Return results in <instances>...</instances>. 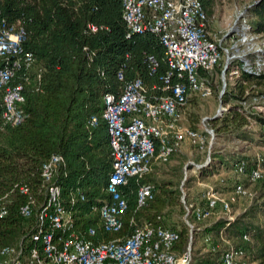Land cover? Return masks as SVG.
Returning <instances> with one entry per match:
<instances>
[{
  "label": "trees",
  "instance_id": "obj_1",
  "mask_svg": "<svg viewBox=\"0 0 264 264\" xmlns=\"http://www.w3.org/2000/svg\"><path fill=\"white\" fill-rule=\"evenodd\" d=\"M200 2L208 26L217 0ZM122 12V0H0V25L16 24L25 30L17 56L22 57L24 52L33 56V62H22L11 80L23 84L25 118L17 125L0 123V199L7 210L0 216V247L26 235L27 219L20 207L28 195L33 199L30 210H41L46 204L47 190L40 168L53 153L61 154L64 161L52 180L59 185L61 204L72 210V228L80 236L93 242L118 235L126 237L136 224L150 221L176 229L179 238L175 249L181 251L186 247L188 228L177 229L172 222V209L180 207L177 182L156 177L153 170L142 177L129 175L125 183L118 185L126 200L123 225L118 231L106 230L98 211L110 196L106 185L113 162L107 122L101 116L104 94L118 96L129 82L138 78L146 97L155 101L171 94L170 86L174 83L187 82L186 74L179 75L170 67L159 35L147 29L129 31ZM243 16L252 32L264 33V0L249 3ZM90 24L96 28L91 29ZM258 54L264 59V48L248 53L247 57ZM11 59L0 57V67ZM238 66L240 59L232 60L227 71ZM199 72L208 76L201 69ZM230 79L220 96L228 107L211 120L217 139L229 135L231 139L264 144V129L256 133L245 128L251 119L263 128L264 115L246 110L241 103L264 94V68L259 73L241 69L231 82ZM93 115L97 116L96 123L91 122ZM190 126L194 127L195 122ZM219 148L212 152L209 165L199 168V174H212L222 164L233 169L234 163L245 158L247 173L241 176L249 179L248 172L255 162L245 154L248 147L234 146L226 152ZM175 169L181 172V168ZM259 180L264 182V178ZM145 181L153 184V195L138 206L137 191ZM20 185L28 188V194L20 190ZM223 223V219H218L199 231L215 232L218 237ZM226 231L239 239L248 233L251 240L243 243L253 250L256 264H264V227L247 222L241 215ZM59 233L61 230H53L54 235ZM212 252L208 250L201 264H212Z\"/></svg>",
  "mask_w": 264,
  "mask_h": 264
},
{
  "label": "built area",
  "instance_id": "obj_2",
  "mask_svg": "<svg viewBox=\"0 0 264 264\" xmlns=\"http://www.w3.org/2000/svg\"><path fill=\"white\" fill-rule=\"evenodd\" d=\"M122 5L123 18L129 31L147 29L156 32L165 46L170 67L179 75L186 74L187 82L174 83L170 86L171 94L155 101L146 97L138 78L129 82L118 96L104 94L101 116L107 122L113 162L106 185L110 196L98 211L105 229L109 231H118L123 225L122 213L126 200L119 193V184L125 183L129 175L142 177L150 173L155 161L169 160L185 140L202 147L205 139L201 134L202 129L179 123L189 94L205 96L210 92V88L204 85L207 76H202L199 70L210 75L215 66L221 65V78L224 80L228 73L229 76H236L241 69L259 73L264 68L261 55L251 59L247 57L250 52L261 51L264 40L258 41L260 34L250 30L246 19L229 34L211 37L200 0H122ZM90 27L96 28L93 24ZM24 35L25 30L21 26L0 25V57H12L11 61L0 67V123L17 125L26 115L23 109V84L11 82L22 62L26 65L33 62L30 52H24L22 57L17 56L22 50ZM236 59H240V66L227 71L231 61ZM224 86L225 82L220 96ZM227 107L221 102L218 113L222 114ZM96 121L97 116L93 115L91 122ZM204 126L213 134L212 129ZM63 161L61 154L53 153L42 162L40 175L46 184L47 202L41 210H30L33 199L28 195V200L20 207V213L31 221L26 226L27 233L19 237L16 243L0 247V264H191L193 233L206 226L201 225L200 221L214 216L213 222L224 220L217 237L224 243V249L213 264H251L254 261H248L249 255L243 243L234 244L225 234L226 228L236 218L231 210L232 201L240 195L252 197L255 194L247 192L242 182L236 181L232 185L233 194L228 197L213 186H208L202 191L199 202H186L183 199L189 236L188 244L181 251L174 247L179 238L176 229L150 221L136 224L133 232L126 237L118 235L93 242L72 228L73 212L65 209L60 202V188L52 177ZM207 161L191 163L200 168ZM254 162L248 172L249 179H263L264 155L257 153ZM246 167V159L241 158L234 163L233 171L239 176L247 173ZM19 188L28 194L26 186L20 185ZM152 190L151 182L140 183L138 206L144 205L152 197ZM6 211L5 203L0 199V216ZM131 222L134 223L133 218ZM54 229L61 230V233L54 235ZM210 237L207 233L204 240L209 241ZM242 238L248 240L249 234L243 233ZM204 249L214 251L215 246Z\"/></svg>",
  "mask_w": 264,
  "mask_h": 264
},
{
  "label": "rangeland",
  "instance_id": "obj_3",
  "mask_svg": "<svg viewBox=\"0 0 264 264\" xmlns=\"http://www.w3.org/2000/svg\"><path fill=\"white\" fill-rule=\"evenodd\" d=\"M253 0H217L214 12L209 20V25L207 26L209 34L211 37H220L223 34H229L234 27H236L242 20L245 19L243 16L244 8L251 3ZM231 33V32H230ZM260 34V33H258ZM264 40V33L258 35V41ZM223 67V65H222ZM221 65L215 66L211 74L205 77L204 85L210 88L209 94L202 96L196 95L188 98L186 104L182 107L179 123L184 126H189L192 122H195V126L198 129H202V135L204 136V142L202 147L191 143L189 140H185L180 149H178L170 158V160L164 164H161L157 172H154L156 177L162 179H171L177 182L179 188V204L180 207L173 208L172 222L173 227L180 229L185 227L187 229V224L184 220V208L183 199L186 202L198 201L201 193L208 186H213L218 191L222 192L225 197L231 196L233 186L240 179V182L244 184L247 188V192L250 191L255 193L251 198V195H240L235 198L231 203V210L236 214L237 217L243 215V219L254 225H260L264 227V182L263 180H251L246 177L239 178L236 176L235 171H232L230 167L222 164L217 171L212 174H205L201 176L199 174V168L192 165L193 162L204 163L206 160V166L209 165V159L212 152L217 149H223L226 152L234 146L242 147L247 146L248 149L245 151L247 158L255 161V156L257 153L264 155V144H254L248 140L231 139L229 135H222L217 139L218 135L214 125H212L211 120L215 116H220L218 113L219 106L221 104L220 92L224 85L227 83L228 79L230 82L234 76L225 75L224 80L221 78ZM227 73V72H226ZM204 79V78H203ZM251 96L249 100H242L243 107L246 110L256 111L264 115V94ZM223 103V102H222ZM227 104V103H224ZM228 105V104H227ZM204 124L213 130V134L206 130ZM194 126V127H195ZM245 128L252 129L256 133L260 129H264V126L258 124L254 120H250ZM204 130V131H203ZM185 164V165H184ZM232 166V165H229ZM175 168H181V172H178ZM237 177L239 179H237ZM209 218L199 223L201 225H210L213 219ZM25 228L30 219L24 220ZM211 236L209 241L204 240L206 233L196 230L193 242L191 244L193 261L191 264H201L200 261L203 256H207L208 250L204 248H209L212 245L215 246V250L210 253V258L213 260L212 264L216 261L218 254L224 249V243H222L215 235V232H208ZM228 238H232L231 241L234 244L243 243V240L234 238L233 232L225 231ZM232 235V236H231ZM19 239V238H18ZM16 239L12 243H16ZM251 240L249 235L248 241ZM188 244V243H187ZM245 245V243H243ZM246 250L248 252V261H253L257 263L256 259L253 258V250L250 249L249 245H246ZM253 262L251 264H253Z\"/></svg>",
  "mask_w": 264,
  "mask_h": 264
},
{
  "label": "crops",
  "instance_id": "obj_4",
  "mask_svg": "<svg viewBox=\"0 0 264 264\" xmlns=\"http://www.w3.org/2000/svg\"><path fill=\"white\" fill-rule=\"evenodd\" d=\"M197 94H195V93H190L189 94V96H188V98H190L191 96H196ZM180 149V148H179ZM176 152V151H175ZM174 154V153H173ZM172 154V155H173ZM171 155V156H172ZM171 158V157H170ZM170 158H169V160H170ZM169 160H167L166 162H168ZM166 162H161V161H155L154 162V164H153V171H155V172H157V170L160 168V166H161V164H164V163H166ZM185 165V164H184ZM231 170L233 171V169L231 168ZM234 174H236V173H234ZM237 176V175H236ZM240 176V178L242 179V176L241 175H239ZM238 176V177H239ZM251 198V197H250ZM253 198V197H252Z\"/></svg>",
  "mask_w": 264,
  "mask_h": 264
}]
</instances>
